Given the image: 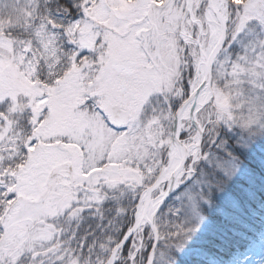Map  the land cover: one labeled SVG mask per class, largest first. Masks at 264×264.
Wrapping results in <instances>:
<instances>
[{"label": "snow or ice", "instance_id": "1", "mask_svg": "<svg viewBox=\"0 0 264 264\" xmlns=\"http://www.w3.org/2000/svg\"><path fill=\"white\" fill-rule=\"evenodd\" d=\"M253 24L264 0H0V264L194 246L200 201L239 170L226 132L247 147L264 125V33L233 48Z\"/></svg>", "mask_w": 264, "mask_h": 264}, {"label": "rangeland", "instance_id": "2", "mask_svg": "<svg viewBox=\"0 0 264 264\" xmlns=\"http://www.w3.org/2000/svg\"><path fill=\"white\" fill-rule=\"evenodd\" d=\"M253 33H257V34L264 33V28H261L259 25H256V24L251 25L245 34L244 40L242 42H238L233 45L234 50L239 52L241 50L242 44L247 43L251 40ZM257 127L259 128V130L255 133L254 138L249 139V141L252 143H248L247 147H239V148L251 150L250 145L253 144V142L257 143L259 142V140H262V141L264 140V125H259ZM230 133L236 139L237 134L235 132H230ZM218 155L224 156V153L220 152ZM223 162L224 161L221 160V163ZM233 162L239 163L241 161L238 159V161H233ZM238 165H239L238 172L236 173L235 176H233V178L230 181H228L227 184L224 185L223 191L213 190L210 193L211 204L205 203L204 201H200V208L203 211L204 215L207 217V220H206V223L201 227V230L195 236V245L192 247H188V245H191L192 243L191 241H188L186 243L185 249H178L176 247L177 241L174 238L166 237L162 234L160 240L158 241L157 250H156L155 259H154L153 264H189V262L192 259H194V256L196 257V255L203 254L202 248H205L206 246L205 241H207L208 238H214L215 235L221 230V227L217 225L215 221H211V220L218 218V216H215L217 212H220L218 211L219 209L218 207L221 204H223V202L225 203L228 202L229 195H234V193L229 192L230 190L235 189L236 192H240V193L245 190L244 186L242 185L244 184V181L241 180L242 177L245 178L248 183L252 182L251 180L255 178L254 173L246 170L243 167V165L241 164H238ZM225 166H228V165L226 164ZM214 167H215V164L210 163L209 161L201 162V164L199 165V170L197 174L193 176L191 179L187 180L185 184H182L176 190V192H174L170 196V198L166 201V206L168 208L178 209L181 212V216L179 220L175 219V212L172 213V217L174 218L173 219L174 223H183L185 217L191 215L187 197L184 194L189 190L194 191V192L200 191L203 186L196 183L197 179L200 177V172L204 170L211 171ZM220 174L223 175L222 172ZM225 179L227 178L225 177ZM238 182H241L242 184H238L237 186L231 185L232 183H238ZM259 185L263 186V189H264V179L260 180ZM249 186L252 188L251 185ZM251 188H248V189H251ZM204 190L205 192H207V189H204ZM215 200L217 202L216 204H214ZM241 211L245 212L246 208L242 207ZM211 216H214V218H212ZM230 216L231 214L227 213V214H223L222 218L226 220ZM229 221H230V225L227 226L226 224L225 226L226 229L228 227L231 229H234L237 226L244 225V223L240 224V222L238 221L232 222L230 218H229ZM153 243H154V239L149 240L147 242V245H146L147 251L144 252V254L141 256V264H143L144 258H146L148 254L151 252ZM237 264H264V241L261 243H257L256 248L253 251H251V253L248 254V256L244 260L240 261Z\"/></svg>", "mask_w": 264, "mask_h": 264}, {"label": "trees", "instance_id": "3", "mask_svg": "<svg viewBox=\"0 0 264 264\" xmlns=\"http://www.w3.org/2000/svg\"><path fill=\"white\" fill-rule=\"evenodd\" d=\"M226 138L228 139V147L235 152L241 161L238 164L243 165L246 170L254 173L255 178L248 183L242 177L241 180L244 181V184L241 182L231 184L233 186L242 184L245 190H240L242 191L241 193L236 192L235 189L229 191L234 193V195H229L228 202H223L224 205L221 204L218 207L220 212L215 214L218 218L215 217L216 219L211 220L215 221L221 227V230L217 231L218 233L216 232L217 234L214 238H208L205 241L206 246L202 248L203 254L194 256V259L189 264H233L240 262L243 260L242 257L249 252L250 246L264 240L263 236H254V232L258 233L255 229L243 232L240 231L239 227L234 229L225 228L226 224L227 226L230 225L229 218L232 222L243 220L250 224L252 217L264 214V189L263 186L259 185L260 180L264 179V140H259L257 143L253 142L250 145L251 150H249L236 147V139L230 132H226ZM248 143L252 142L249 141ZM216 200L214 204L217 203ZM242 207L246 208L245 212L241 211ZM227 213H230L231 216L224 220L222 215ZM211 217L214 218V216ZM253 236L256 238L251 242Z\"/></svg>", "mask_w": 264, "mask_h": 264}, {"label": "water", "instance_id": "4", "mask_svg": "<svg viewBox=\"0 0 264 264\" xmlns=\"http://www.w3.org/2000/svg\"><path fill=\"white\" fill-rule=\"evenodd\" d=\"M176 191V189H174V191L169 195L168 199L170 198V196ZM167 199V200H168ZM157 245H158V242L154 240V243H153V246L151 248V252L154 250L155 253H156V249H157ZM155 259V258H154ZM154 262V261H153Z\"/></svg>", "mask_w": 264, "mask_h": 264}]
</instances>
